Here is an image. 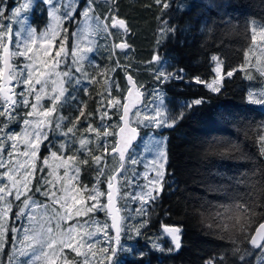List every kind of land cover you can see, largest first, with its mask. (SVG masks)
I'll list each match as a JSON object with an SVG mask.
<instances>
[{
    "label": "snow or ice",
    "instance_id": "snow-or-ice-1",
    "mask_svg": "<svg viewBox=\"0 0 264 264\" xmlns=\"http://www.w3.org/2000/svg\"><path fill=\"white\" fill-rule=\"evenodd\" d=\"M107 2L108 13L101 17L95 12V0H87L79 13V27L71 33L70 46L68 29L63 23L65 20L75 19L76 0H42L43 4L48 5L50 18L43 31H38L30 25L25 27L26 20L19 19L22 13L32 9L33 0H24L19 7L13 8L11 16L8 17H5L6 9L0 7V18L13 20L20 25L16 29L13 24L0 22V251L4 250L8 234L11 232L13 252L8 256V264H119L116 259L119 252L134 253V249L121 244L122 235L131 232L139 236L141 228L149 222L144 220L138 226H126V217L122 215L126 207H120L119 200L138 201L140 207L136 209V213L147 215L146 206L155 202L164 190L168 161L166 137L153 141V148L150 149L153 156L145 162V171L134 172V177L142 176L145 181L143 184H135L138 191L127 190L134 181L126 175L125 168L126 163H140L137 159L130 158L129 154L134 147V141L140 137L141 126L171 128L178 120L183 119V111L178 115L169 112L162 94H156L155 100L145 105L142 86L138 87L133 77L126 73L130 85L127 94L122 99L114 97L111 92V77L104 72L99 75L105 76L107 97L101 94L100 107H105L106 100V107L119 114L118 123L104 124L105 118L111 119L109 111L105 110L100 112V126L94 127L89 123L85 129L87 133L95 134L94 139L83 133L77 137L78 124L81 117L85 116L84 108L79 109L80 115L75 118L72 126L67 128L64 125L66 118L59 114V109L70 95L68 85L73 82L80 85L81 77L89 83L96 82L97 77L90 75L87 67L93 64L89 54L102 46L100 40L106 42L103 46L107 48L109 39L114 41L117 35L121 37V42L111 44L110 59L116 56V49L124 51L130 48L123 39L129 32L127 22L119 17L118 11L113 10L116 0ZM2 3L3 0H0V4ZM156 3L162 4L163 9L170 7L167 0H156ZM249 30L252 43L244 52L245 62L240 66V70L254 68L264 77V24L258 26L252 21ZM160 32L165 36L175 32V28L169 27L165 22V27L161 28ZM20 58H23L22 61ZM211 59L215 65L212 68L215 73L212 80L205 81L197 76L193 81L196 84H204L209 91L219 94L225 76L232 77L236 70L224 73L223 61L218 56H212ZM152 62L161 65L155 73V78L160 83L172 79L183 81L184 69L168 71L159 55H154L149 63ZM116 67H121L119 60L116 61ZM111 71L115 72L116 68ZM76 73L80 75L76 76ZM246 76L248 79L253 78L251 72H246ZM115 87L120 90L119 84ZM84 91L87 94L88 90ZM247 99L251 104L264 106V89L258 92L250 91ZM45 101L50 102L48 106H45ZM203 103L204 99L198 98L182 107L191 110ZM142 107L150 111H142ZM20 109L25 111L20 130L16 131L12 125L21 120ZM97 111H100V108ZM53 132L64 139L57 151L50 149L48 156L41 157V147L45 142H51L50 133ZM109 137H115L114 142L109 143ZM258 140L261 154L264 155V132L259 134ZM93 143L97 145L101 155L93 153L90 147ZM76 144L79 147H74ZM69 150L73 154H68ZM82 152L90 156L97 166L96 183L91 188L79 183L80 166L88 163L87 159L80 158ZM214 154L224 159H250L242 152L238 143L231 141L221 145ZM107 156L118 158L117 166L111 174H107ZM41 159L42 163H38ZM45 169L47 175H41L39 182L34 184L37 172L44 173ZM258 173L259 180L251 179ZM105 176L106 192L100 187L105 183L101 177ZM237 183L249 185L252 191L248 195L255 199L250 203L236 204L235 215L229 219L234 221L232 227L244 235L246 243L255 251L244 249L241 252L239 248L234 251L240 253L242 261L245 256L256 255L258 252V258L261 264H264V222L251 231L257 217H264V211L256 210L257 207L264 210V199H260L264 195V169L251 172L245 180H238ZM33 188L35 192L46 197L49 203L40 204L35 201L32 198ZM101 197H106L107 202H103ZM21 200L23 207H20L14 216L15 220L24 219L26 223L17 228L10 214L13 213L14 201ZM98 212H105L111 223L98 221L95 218ZM160 227L161 236L170 240L171 246L167 251L180 250L181 227L165 223H161ZM223 229L229 230V225L224 224ZM109 230L115 235H110ZM101 235L107 246L101 245L98 239ZM127 238L132 239V236ZM152 248L165 250L156 241H153ZM66 249L75 254V259L69 258ZM205 264H214V261L209 259Z\"/></svg>",
    "mask_w": 264,
    "mask_h": 264
},
{
    "label": "trees",
    "instance_id": "trees-1",
    "mask_svg": "<svg viewBox=\"0 0 264 264\" xmlns=\"http://www.w3.org/2000/svg\"><path fill=\"white\" fill-rule=\"evenodd\" d=\"M84 2L85 0H81V6ZM167 2L170 7L163 9L162 4L158 5L156 0H116L113 10L118 11L119 17L127 22L129 32L123 39L130 48L124 51L116 49V56L110 59L111 44L121 42V37L116 36L114 41L109 39L107 48L103 46L106 42L100 40L102 46L89 54L93 64L87 67L89 74L97 77L96 82L89 83L81 77L80 85H75L74 82L68 85L70 95L66 94L68 99L59 109V114L66 118L64 125L67 128L80 115L79 109L84 108L85 116L81 117L78 124L77 137L83 133L94 139L95 134L87 133L85 129L89 123L94 127L100 126V112L105 110L109 111L111 119L105 118L103 123H118L119 114L106 107V100L105 107H100L101 94L107 97L105 76L99 75L104 72L111 77L112 96L123 98L127 73L133 77L138 87L142 86L145 105L149 98L159 93L163 95L165 105L172 115H178L181 111L185 113L183 119L178 120L171 128L141 126L137 142L151 132L163 134L167 138L165 184L159 198L146 206L147 215L137 214V218L129 224L138 226L144 220L149 221L141 228V234L137 236L125 232L122 235L121 240L124 244L128 243L134 253L119 252L116 256L119 264H205L209 259L214 264H261L258 252L256 255L245 256L243 261L240 260V253L234 249L239 248L241 252L244 249L250 252L255 250L246 243L244 235L232 227L234 221L229 217L235 215L236 204L250 203L255 199L248 195L252 191L250 186L237 181L245 180L255 170L264 169V155L261 154L258 140L259 134L264 132V111L248 102L251 84L243 76L244 70H240L245 62L244 52L252 42L250 21L264 23V0ZM95 3L101 7L97 9L101 15L109 10L107 0H95ZM165 22L169 27H174L175 32L162 36L160 29L165 27ZM154 55L163 58L164 68L168 71L184 69L183 81L172 79L160 83L155 78V73L161 65L149 63ZM212 56H218L223 61L224 73L236 70L232 77L225 76L219 94L209 91L204 84L193 81L197 76L205 81L212 80L215 75L212 71ZM117 60L121 67H116ZM113 68H116L115 72L111 71ZM116 84H119L120 90L116 89ZM84 89L88 90L87 94ZM198 98H203L204 103L191 110L182 107ZM98 108L100 111H97ZM24 111L20 109L21 120L12 125L16 131H19ZM88 113L92 115L89 116ZM63 139L54 132L50 133L51 142L42 145L41 157L48 156L50 149L57 151ZM114 140L115 137L108 138L109 143ZM229 141L238 143L242 152L250 159H224L214 154L215 150ZM90 147L95 155L102 154L95 143ZM68 154L73 153L69 150ZM80 158L87 159L88 163L80 166L79 183L91 188L96 183L97 166L83 152L80 153ZM114 160L115 163L111 170L107 169V174H111L116 168L118 159L113 156L106 157L108 165ZM38 163H42V159ZM125 168L130 175L127 163ZM140 171L139 165L134 168V172ZM46 173L47 169L44 173L37 172L34 184ZM101 179L105 183L100 187L106 192L107 176ZM251 179L259 180V173ZM133 181L141 180L134 177ZM127 190L133 191L132 186ZM32 198L38 199L39 203L44 200L34 188ZM260 199H264V195ZM101 200L106 203L105 197H101ZM18 204L23 207L22 200ZM118 204L120 207L129 208L128 212H122L127 226L128 217L136 213L135 207L139 208L140 204L131 200H119ZM256 210L264 211L259 207ZM101 213H96L97 217L108 222L106 213ZM261 222H264V217H257L251 231ZM161 223L181 227L180 250L167 251L171 246L170 240L161 236ZM224 224L229 225V230L223 229ZM109 234L112 235L110 231ZM126 234L132 236V239L125 238ZM153 241L165 250L153 249ZM65 252L70 259H75V254L70 250Z\"/></svg>",
    "mask_w": 264,
    "mask_h": 264
},
{
    "label": "rangeland",
    "instance_id": "rangeland-1",
    "mask_svg": "<svg viewBox=\"0 0 264 264\" xmlns=\"http://www.w3.org/2000/svg\"><path fill=\"white\" fill-rule=\"evenodd\" d=\"M81 0H76V2H77V7H78V4H79V2H80ZM24 2V0H16V3H15V6H10L9 7V12L7 13V15H6V17H8V16H11V13H12V10H13V8H15V7H19V5L21 4V3H23ZM54 2H55V0H54ZM87 3V0L84 2V4L80 7V9L78 10L79 11V13H80V11H82L83 10V7L85 6V4ZM96 4V8H95V12H96V14H98V15H100L101 17H103L106 13H108V10H106V12L104 13V15H101L99 12H98V10L97 9H101V7L100 6H98V4L97 3H95ZM37 5V11H39L40 13H41V17H39V19L38 20H36L34 23L32 22V18H31V14H32V11H33V9H34V7ZM44 5V6H43ZM43 6V7H42ZM43 13H45V14H47V16H48V5H45V4H43L42 3V0H39V3H37V0H33V5H32V9L30 10V11H28V12H25V13H22L21 14V16H20V18L19 19H23V20H26V23H25V27H27V26H32V27H34V28H36L38 31H43L44 30V28L48 25V23H49V16H48V18L46 19V20H44V18H43ZM76 13V12H75ZM74 13V14H75ZM31 20V21H30ZM81 21V17H80V15L76 18V19H74V20H72L71 21V23H69V20H65L64 21V23H63V26L65 25V23L66 22H68L70 25H71V28H72V30H71V33L72 32H75L76 30H77V28L79 27V22ZM252 21H255L256 22V24L259 26L260 24H264V23H259V22H257L256 20H251L250 21V26H251V23H252ZM31 22H32V24H31ZM41 22H45V25H42V26H40V23ZM68 23H67V25H66V27L65 28H67V29H69V25H68ZM4 24H13V27L14 28H16V29H18L19 27H20V25L19 24H16L13 20H10V19H6L5 18V22H4ZM118 36V35H117ZM257 40H258V42L260 41V38H259V35L257 36ZM71 41H72V37H71ZM71 41H70V44H71ZM252 43V42H251ZM70 46V45H69ZM54 54V53H53ZM22 59L23 58H20V60L22 61ZM70 62V61H69ZM215 65H214V62H213V67H214ZM246 72H251V74L253 75V78L252 79H249V83L251 84V87L249 88V90H248V93L251 91V92H258V91H260V90H262V89H264V77H262V76H260L259 75V73L258 72H256L255 71V69L254 68H252V69H248V68H246L245 70H244V73H243V76L245 77V79L247 78V76H246ZM215 74V73H214ZM76 76H79V73H76L75 74ZM143 92V91H142ZM156 94H159V93H155V95ZM155 95L153 96V98H149V102H148V104L149 103H151V102H153L154 100H155ZM248 97V96H247ZM45 103V106H48V104L50 103H48L47 104V101H45L44 102ZM253 105H255V104H253ZM255 106H257L259 109H261V110H263L264 111V106H261V105H255ZM141 110L142 111H145V112H148V111H150V109H146V108H141ZM19 130H20V127H19ZM162 137H166L165 135H163V134H159V135H157V134H154V133H150V134H147V135H145V136H143L141 139H140V141L139 142H137L136 143V146H134L132 149H131V151H130V158H135V159H137L138 161H140V163H137V164H135V165H133V164H131V163H127L128 164V168H129V173H130V175L129 174H127L126 173V175L129 177V178H134L133 176V174H134V168L136 167L137 168V166L139 165L140 166V168H141V171L140 172H135V173H143L144 171H145V167H144V164H145V162H147L148 160H150L151 158H152V156H153V152L152 151H150V149H152L153 148V141L154 140H156V139H160V138H162ZM165 146H166V142H165ZM118 159V158H117ZM115 163V160H114V162L113 163H110L109 165H108V168L111 170V168H112V164H114ZM62 171L63 170H61V174H62ZM154 173H150V175H153ZM46 175H47V173H46ZM138 179H140L141 181L140 182H134L133 183V185H132V188H133V192L134 191H138L139 189H137L136 187H135V184L136 183H139V184H143L145 181L143 180V177L142 176H140V177H137ZM42 196V198H44V200L42 199L41 201H40V204H46V203H49L48 201H47V199H46V197H44L43 195H41ZM35 201H37L38 203H39V200L38 199H35V198H33ZM121 200H123V199H121ZM131 202H133V201H131ZM18 206H19V204H18ZM20 207H22V206H20ZM122 208H124V206H121ZM140 207V206H139ZM136 209H137V206L135 207ZM128 210H129V208H126V212H128ZM25 211L27 212L28 210L27 209H25ZM41 211H43L42 209H41ZM98 213H100V214H102L101 212H98ZM133 215V216H132ZM132 215H130L129 217H128V219H127V226L131 223V221L133 222V220H135L136 218H137V213H133ZM102 216V215H101ZM108 217V216H107ZM95 218L98 220V221H100L101 223H104L103 221H101V219L99 218V217H97V215L95 214ZM24 223H26V220H23V224ZM107 223H109V218H108V222ZM21 225V224H20ZM21 231H22V228H21ZM110 231V230H109ZM110 233H111V231H110ZM129 233V232H128ZM112 234V233H111ZM129 235L128 234H126V235H124V237L125 238H127ZM98 239L101 241V245L102 246H107L105 243H104V237L101 235V236H99L98 237ZM121 244L123 245V246H126V247H128V243H126V244H124V242L121 240ZM130 247H132V246H130ZM67 250V249H66ZM100 258V256L98 255V257H97V259H99ZM21 259H24V258H21ZM117 259V258H116ZM118 260V259H117ZM118 262H119V260H118Z\"/></svg>",
    "mask_w": 264,
    "mask_h": 264
},
{
    "label": "flooded vegetation",
    "instance_id": "flooded-vegetation-1",
    "mask_svg": "<svg viewBox=\"0 0 264 264\" xmlns=\"http://www.w3.org/2000/svg\"><path fill=\"white\" fill-rule=\"evenodd\" d=\"M15 3H16V0H3V3L0 4V7H4L6 9L5 17L7 15V13L9 12V10H8L9 7L12 6V5L15 6ZM37 3H39V0H37ZM80 6H81V1L79 2L78 7H77V11L74 14L75 19L79 16V11L78 10L80 9ZM39 17H41V13L39 11H37V5H36L34 7L33 11H32V14H31L32 22L34 23L36 20L39 19ZM43 18H44V20H46L48 18L47 14L43 13ZM72 20H74V19H72ZM72 20H69V23H71ZM0 22L4 23L5 22V18H0ZM32 22H31V24H32ZM67 23L68 22L65 23L64 27H66ZM69 23H68V25H69L68 35H69V44H70L72 28H71V25ZM42 25H45V22H41L40 26H42ZM19 208H20V206H18V201H14L13 213L10 214V215L12 216V219H13V221L15 223V226L17 228H20V226L23 224V220H24V219L15 220L14 214H15L16 211L19 210ZM11 236H12V233L9 232L8 237H7V242H6L5 246H4V250L0 251V262H2V264H8V256L13 252V243H12V240H11Z\"/></svg>",
    "mask_w": 264,
    "mask_h": 264
},
{
    "label": "water",
    "instance_id": "water-1",
    "mask_svg": "<svg viewBox=\"0 0 264 264\" xmlns=\"http://www.w3.org/2000/svg\"><path fill=\"white\" fill-rule=\"evenodd\" d=\"M117 50H119V49H117ZM120 51V50H119ZM155 63V62H154ZM129 75V74H128ZM125 81H126V86H127V89L130 87V85H129V83H128V80H127V77L125 76ZM127 89H126V91H125V94L124 95H126L127 94ZM137 140H138V138H137ZM137 140L136 141H134V144L137 142ZM106 198V197H105ZM107 202V201H106ZM111 223V221H110V219H109V224ZM111 231V230H110ZM111 233H112V235H115V233L113 232V231H111Z\"/></svg>",
    "mask_w": 264,
    "mask_h": 264
}]
</instances>
